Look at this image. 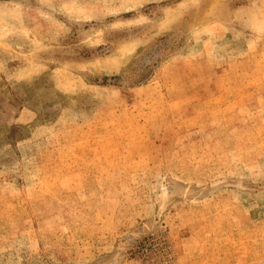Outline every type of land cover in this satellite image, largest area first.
<instances>
[{
    "label": "rangeland",
    "instance_id": "rangeland-1",
    "mask_svg": "<svg viewBox=\"0 0 264 264\" xmlns=\"http://www.w3.org/2000/svg\"><path fill=\"white\" fill-rule=\"evenodd\" d=\"M0 264H264V0H0Z\"/></svg>",
    "mask_w": 264,
    "mask_h": 264
}]
</instances>
